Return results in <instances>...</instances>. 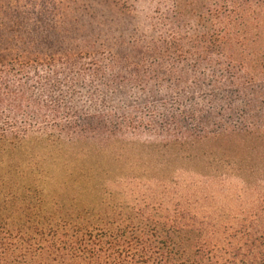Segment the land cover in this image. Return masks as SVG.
<instances>
[{
    "label": "trees",
    "instance_id": "16d2710c",
    "mask_svg": "<svg viewBox=\"0 0 264 264\" xmlns=\"http://www.w3.org/2000/svg\"><path fill=\"white\" fill-rule=\"evenodd\" d=\"M52 2L0 0V264H264L104 182H264V0Z\"/></svg>",
    "mask_w": 264,
    "mask_h": 264
},
{
    "label": "rangeland",
    "instance_id": "374dc122",
    "mask_svg": "<svg viewBox=\"0 0 264 264\" xmlns=\"http://www.w3.org/2000/svg\"><path fill=\"white\" fill-rule=\"evenodd\" d=\"M96 1L53 0L48 6L53 12L44 14L43 22L54 21V15L66 6L71 11L91 10L96 6ZM59 173L58 170L54 171L57 177ZM104 182H109L108 185L114 190L127 192L132 199L160 205L167 215L183 212L189 218H195L197 223L202 224L207 236L217 240L220 246L226 245V239L239 232L244 224L250 230L264 233V182H252L248 186L236 178L216 181L192 169L178 170L169 181L107 179Z\"/></svg>",
    "mask_w": 264,
    "mask_h": 264
}]
</instances>
